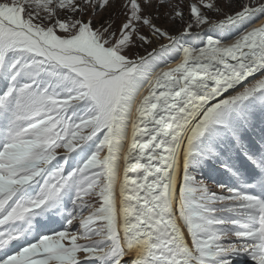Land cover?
Returning a JSON list of instances; mask_svg holds the SVG:
<instances>
[{
	"label": "snow or ice",
	"instance_id": "snow-or-ice-1",
	"mask_svg": "<svg viewBox=\"0 0 264 264\" xmlns=\"http://www.w3.org/2000/svg\"><path fill=\"white\" fill-rule=\"evenodd\" d=\"M239 257L264 264V0H0V264Z\"/></svg>",
	"mask_w": 264,
	"mask_h": 264
},
{
	"label": "rangeland",
	"instance_id": "rangeland-1",
	"mask_svg": "<svg viewBox=\"0 0 264 264\" xmlns=\"http://www.w3.org/2000/svg\"><path fill=\"white\" fill-rule=\"evenodd\" d=\"M161 23H163V21H161ZM193 42L195 43V41H193ZM138 51L141 55L145 54L144 49H139ZM203 178L206 180V182L210 186H214L216 180L224 179V177L220 176L219 174L211 173L208 170L205 171ZM214 190L219 191V189H214ZM237 264H252V261L246 257H239V258H237Z\"/></svg>",
	"mask_w": 264,
	"mask_h": 264
}]
</instances>
